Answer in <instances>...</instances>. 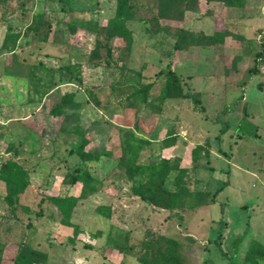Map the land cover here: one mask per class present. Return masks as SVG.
<instances>
[{
	"label": "rangeland",
	"instance_id": "1",
	"mask_svg": "<svg viewBox=\"0 0 264 264\" xmlns=\"http://www.w3.org/2000/svg\"><path fill=\"white\" fill-rule=\"evenodd\" d=\"M129 3L123 35L108 25L116 0H0V168L11 159L28 181L10 205L0 179L1 264L25 244L42 264H145L161 235L182 264H264L248 258L264 246V0ZM167 65L188 97H164ZM135 157H178L185 205L133 196ZM84 167L98 189L73 208L74 231L48 196H79L68 181Z\"/></svg>",
	"mask_w": 264,
	"mask_h": 264
},
{
	"label": "trees",
	"instance_id": "2",
	"mask_svg": "<svg viewBox=\"0 0 264 264\" xmlns=\"http://www.w3.org/2000/svg\"><path fill=\"white\" fill-rule=\"evenodd\" d=\"M131 5L129 0H116V11L113 18L108 22L112 33L127 34V29L124 23L132 16ZM87 25V23H82ZM183 31V38L185 40L193 41L194 37ZM187 38V39H186ZM209 40H219L220 34H213L208 36ZM70 70L71 67H68ZM248 75L258 74L259 69L256 65L247 70ZM149 84L146 85V88ZM164 97H188L182 92L180 81L178 76L172 70L170 65H167V81L164 87ZM195 104H198V100H193ZM166 144V143H165ZM86 141L78 146L77 151L82 154L84 160L91 157L85 151ZM225 157L230 158V152H223ZM136 156V154H135ZM98 156H94L97 159ZM171 171H176V176L173 179L174 190H170L165 187V181L168 174ZM126 173L131 179H137L136 183L130 188V192L133 196L140 198L142 201L156 206L162 209H177L183 207L186 202L188 190L183 183L186 169L179 164L178 157L174 158H161L160 160H149L146 163H139L137 157H135L129 166L126 168ZM25 169L18 165L15 161L9 159L1 165L0 179L5 183L6 195L5 200L11 205L18 202L19 195L26 189L28 181L26 179ZM77 182L82 184L81 192L79 196L65 194L48 196V199L57 208L60 214L61 224L69 227H73L76 230L75 225L70 221L73 208L76 206L78 200L86 195L95 193L98 189V181L90 174L87 167H84L80 171L71 175L68 184L74 185ZM108 207H101L100 211L106 213ZM221 233L214 239L221 249L222 242L220 240ZM160 239L164 240L165 246L160 249L156 255L152 258L146 257L145 264H182L183 259L179 253V243L175 238L160 236ZM222 253L225 254L224 251ZM264 253V246L259 243H253L248 251V258L254 259L257 255ZM47 253L40 249L34 248L31 245H20L13 258V264H42L47 261ZM2 257H0L1 264ZM236 260L230 259L226 264H236ZM205 264H212L210 259L204 261Z\"/></svg>",
	"mask_w": 264,
	"mask_h": 264
}]
</instances>
